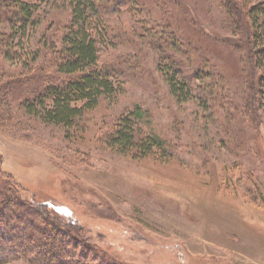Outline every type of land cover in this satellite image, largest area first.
I'll list each match as a JSON object with an SVG mask.
<instances>
[{"label": "rangeland", "instance_id": "rangeland-1", "mask_svg": "<svg viewBox=\"0 0 264 264\" xmlns=\"http://www.w3.org/2000/svg\"><path fill=\"white\" fill-rule=\"evenodd\" d=\"M227 1L106 5L89 32L112 91L70 128L17 100L0 122V172L119 264H264V57L247 13L264 0ZM68 4L39 1L32 35L0 16V89L36 73ZM125 121L134 144L161 148L112 144Z\"/></svg>", "mask_w": 264, "mask_h": 264}, {"label": "trees", "instance_id": "trees-1", "mask_svg": "<svg viewBox=\"0 0 264 264\" xmlns=\"http://www.w3.org/2000/svg\"><path fill=\"white\" fill-rule=\"evenodd\" d=\"M39 1L45 0H37V3ZM125 2L130 5L137 0H68L71 19L68 25L63 24L65 32L57 35L53 29L50 33L52 27L48 25L41 33L40 43L48 49V54L36 67V73L1 86L0 122L10 120L9 102L16 100L22 103L27 114L65 128L72 127L76 118L93 110L98 98L112 91V87L108 75L97 66L96 38L89 32V26L100 10L105 12L106 5H110L113 12ZM37 3L5 0L0 2V16L10 19L14 33L23 35L30 25L32 35L38 25L33 20ZM235 4L228 0L225 6L238 13ZM247 13L253 25L250 47L253 51L255 47H261L259 52L264 57V5L250 7ZM168 20L174 23L171 17ZM183 40L189 42L191 39ZM36 58L35 54L33 60ZM260 81L263 90L260 95L264 97V76ZM179 88L182 92V86ZM172 90L171 93L178 92L174 86ZM246 106L251 107V100L248 99ZM129 129L125 121V125L113 134L112 144L118 143L126 150L137 147L144 154L154 146L161 148L160 141L151 139L134 144L131 135L126 133ZM26 191L15 178L0 172V264L14 261L28 264H119L84 239L71 223L61 216H54L50 206L37 202L33 194L27 196Z\"/></svg>", "mask_w": 264, "mask_h": 264}]
</instances>
